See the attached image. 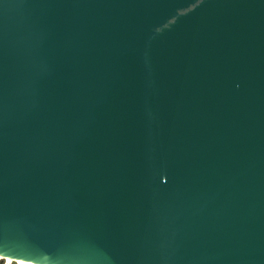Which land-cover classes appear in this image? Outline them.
Returning a JSON list of instances; mask_svg holds the SVG:
<instances>
[{
    "label": "water",
    "instance_id": "obj_1",
    "mask_svg": "<svg viewBox=\"0 0 264 264\" xmlns=\"http://www.w3.org/2000/svg\"><path fill=\"white\" fill-rule=\"evenodd\" d=\"M5 243L264 264V0H0Z\"/></svg>",
    "mask_w": 264,
    "mask_h": 264
},
{
    "label": "bare ground",
    "instance_id": "obj_2",
    "mask_svg": "<svg viewBox=\"0 0 264 264\" xmlns=\"http://www.w3.org/2000/svg\"><path fill=\"white\" fill-rule=\"evenodd\" d=\"M0 258L3 259L2 256H0ZM4 260H5V262H6L7 264H11V263L14 261V260L11 259V258H7V259L4 258ZM15 262H17V264H37V263H34V262H29V261H24V260H19V261H15Z\"/></svg>",
    "mask_w": 264,
    "mask_h": 264
},
{
    "label": "snow or ice",
    "instance_id": "obj_3",
    "mask_svg": "<svg viewBox=\"0 0 264 264\" xmlns=\"http://www.w3.org/2000/svg\"><path fill=\"white\" fill-rule=\"evenodd\" d=\"M0 250H5L6 251V254H8V255H20L21 254V253H19L17 251H10V250H8L6 243L4 244V248L3 249H0Z\"/></svg>",
    "mask_w": 264,
    "mask_h": 264
},
{
    "label": "rangeland",
    "instance_id": "obj_4",
    "mask_svg": "<svg viewBox=\"0 0 264 264\" xmlns=\"http://www.w3.org/2000/svg\"><path fill=\"white\" fill-rule=\"evenodd\" d=\"M0 264H7L4 259L0 258ZM11 264H17V262L13 261Z\"/></svg>",
    "mask_w": 264,
    "mask_h": 264
}]
</instances>
